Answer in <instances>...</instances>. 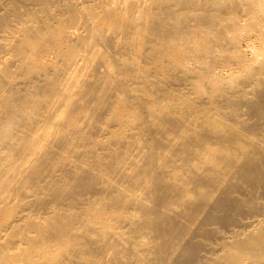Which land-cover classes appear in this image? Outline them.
Instances as JSON below:
<instances>
[{"label":"bare ground","instance_id":"bare-ground-1","mask_svg":"<svg viewBox=\"0 0 264 264\" xmlns=\"http://www.w3.org/2000/svg\"><path fill=\"white\" fill-rule=\"evenodd\" d=\"M21 1L0 0V264H264V0Z\"/></svg>","mask_w":264,"mask_h":264},{"label":"rangeland","instance_id":"rangeland-1","mask_svg":"<svg viewBox=\"0 0 264 264\" xmlns=\"http://www.w3.org/2000/svg\"><path fill=\"white\" fill-rule=\"evenodd\" d=\"M20 5V12L21 14L27 13V12H36L40 17H44L46 14H50L51 10H55V12H57L56 10L58 9V6L55 4V0H49V2L47 3H41V2H36V1H21L18 2ZM221 10L219 11V14L222 15V7ZM215 17H218L216 15H214ZM8 19H16L15 15H10ZM216 20V23L214 25V28H216L218 26V19H214ZM222 22V19H221ZM210 23V22H209ZM219 32V31H218ZM202 49V53H203V57L205 59H212L214 57H221L222 55V41H218L215 43V47L209 51L207 48L201 46ZM207 63L209 64H214L216 63L215 60H210ZM205 66H209L208 64H205ZM260 207V206H257ZM255 211H252L250 214H254ZM228 220H226V222H223L222 227L226 226ZM221 227V226H220ZM220 227H218L220 229ZM222 227H221V231H222ZM222 233V232H221ZM219 237L216 236H211L208 242H213V243H217L220 242ZM206 248H204L203 250H205ZM203 259L205 258H209L210 256H212L209 252L203 251L202 255Z\"/></svg>","mask_w":264,"mask_h":264}]
</instances>
